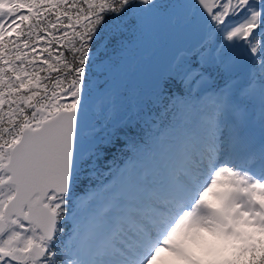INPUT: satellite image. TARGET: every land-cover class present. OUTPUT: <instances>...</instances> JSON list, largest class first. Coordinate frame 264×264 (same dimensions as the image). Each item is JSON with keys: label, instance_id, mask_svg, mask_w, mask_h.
Wrapping results in <instances>:
<instances>
[{"label": "snow or ice", "instance_id": "1", "mask_svg": "<svg viewBox=\"0 0 264 264\" xmlns=\"http://www.w3.org/2000/svg\"><path fill=\"white\" fill-rule=\"evenodd\" d=\"M241 225L264 230V0H0V264H174Z\"/></svg>", "mask_w": 264, "mask_h": 264}, {"label": "clouds", "instance_id": "2", "mask_svg": "<svg viewBox=\"0 0 264 264\" xmlns=\"http://www.w3.org/2000/svg\"><path fill=\"white\" fill-rule=\"evenodd\" d=\"M237 231L243 233V243L233 238L213 237L207 232H201L197 238L201 249L192 259H182L171 253L162 252L161 256L174 264H249L253 248L264 249V230L241 225ZM180 236L173 238L178 242ZM246 249L245 251H242ZM158 264V262H154Z\"/></svg>", "mask_w": 264, "mask_h": 264}]
</instances>
